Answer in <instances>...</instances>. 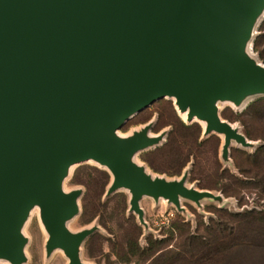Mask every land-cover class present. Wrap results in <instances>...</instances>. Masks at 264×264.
Returning a JSON list of instances; mask_svg holds the SVG:
<instances>
[{"label":"water","instance_id":"water-1","mask_svg":"<svg viewBox=\"0 0 264 264\" xmlns=\"http://www.w3.org/2000/svg\"><path fill=\"white\" fill-rule=\"evenodd\" d=\"M264 0H0V260L22 264L17 225L41 203L49 249L83 264L69 232L78 190L62 194L64 168L94 157L127 188L142 217L147 195L175 204L210 191L151 176L128 155L156 144L147 128L114 137L129 118L160 98L177 97L208 123L205 133L251 147L218 116L216 100L239 105L264 91V64L247 46ZM241 48L246 53H239ZM221 119H220V118ZM106 168V167H105Z\"/></svg>","mask_w":264,"mask_h":264},{"label":"rangeland","instance_id":"rangeland-1","mask_svg":"<svg viewBox=\"0 0 264 264\" xmlns=\"http://www.w3.org/2000/svg\"><path fill=\"white\" fill-rule=\"evenodd\" d=\"M247 51L254 62L264 64V14L254 25ZM219 113L253 145L232 141L225 155L223 135L205 133L201 123L186 121L166 97L137 112L119 131L130 137L146 127L148 137L163 135L139 151L135 162L151 176L183 178L187 187L220 199L181 197L175 204L147 195L138 203L140 218L132 210L129 189L109 191L113 175L107 168L93 162L74 167L65 189L79 191V213L67 227L73 235L88 231L78 248L81 263L179 264L171 261L180 250L186 255L182 264H264V223L238 216L252 209L264 212V91L246 94L239 105L221 103ZM211 227L222 228L223 243L235 247L210 258L206 248L190 246L196 235L208 241ZM24 234L28 245L22 264H71L61 248L49 249V234L38 215L30 218Z\"/></svg>","mask_w":264,"mask_h":264},{"label":"bare ground","instance_id":"bare-ground-1","mask_svg":"<svg viewBox=\"0 0 264 264\" xmlns=\"http://www.w3.org/2000/svg\"><path fill=\"white\" fill-rule=\"evenodd\" d=\"M262 12L264 13V7H262ZM246 53L242 48H241V50L239 51V53L241 54V53ZM171 98L173 99V101H174V105H175V108H176V111L178 112V114L183 118V119H187V116H188V111H189V109L187 108V109H181L180 108V106H179V104H178V102H177V97L175 96V95H172L171 96ZM229 102H231V101H229V100H224V103H229ZM215 105L218 107V109L220 108V103L218 102V99L216 100V102H215ZM218 116H219V112H218ZM220 118V117H219ZM221 119V118H220ZM191 121H197V122H199V123H201L202 125H203V127H205L206 126V124L208 123V121L205 119V118H201V117H199L198 115H194V116H192V118H191ZM114 137L115 138H117V139H119V137H121V138H127V136L126 135H122L121 133H120V131H119V129H117L115 132H114ZM137 151V150H136ZM133 152V153H131V154H129L128 155V159L130 160V159H132V160H134V161H138V158H137V152ZM83 162H87V163H89V162H93V163H96V164H98V165H100V166H103V167H108L106 164H102L99 160H97V159H95L94 157H89V158H87V159H85ZM79 163H81V161H78V162H75V163H73V164H70V165H68V166H66L65 168H64V173H63V175H62V177L60 178V180H59V189H60V192L62 193V194H65V193H67L68 191H66V189H65V183H66V181L69 179V177H70V175L72 174V171H73V169H74V167L77 165V164H79ZM78 201H79V198H77L76 199V203L79 205V203H78ZM42 211H43V209H42V205H41V203H36L34 206H32L28 211H27V213H26V216L21 220V222L17 225V231H18V233L20 234V236L22 237V242H21V244H20V246H19V253H20V255L24 258V261H26V248H27V245H28V238L25 236V234H24V228H25V226H26V224L28 223V221L30 220V218L34 215V214H36V215H38V218H39V220H40V222H41V225H42V228L43 229H45V226H44V223L42 222V219H41V214H42ZM77 214H74L73 216H71L70 218H68L67 220H66V226L67 225H69L70 224V222L73 220V218L76 216ZM46 230V229H45ZM62 246L61 245H58L56 248H61ZM62 249V248H61ZM4 259L5 260H0V264H14L13 263V261L11 260V259H9V258H6V257H4ZM23 261V262H24Z\"/></svg>","mask_w":264,"mask_h":264},{"label":"trees","instance_id":"trees-1","mask_svg":"<svg viewBox=\"0 0 264 264\" xmlns=\"http://www.w3.org/2000/svg\"><path fill=\"white\" fill-rule=\"evenodd\" d=\"M261 149H259V150H261ZM244 215H248L249 218L252 219L255 222L257 221V222H260V223H264V212H261V211L259 212V211H256V210L252 209V210H250L248 212H245L243 214H240V215L238 214V216H244ZM222 233H223L222 232V228H220V227L212 228L211 227V230L208 231V235H209L208 241H207V237H203L201 235H196V236L192 237L193 240L190 242V244H191L190 246L194 245L197 248L202 249V250H204L206 248L207 249V253L211 254V255H209V257L213 258V255L217 256L214 253H225V250H227L228 248L232 249V248L235 247L234 244L232 245V247H227V245H225L223 243V241H222V237H223ZM194 249H195V247L193 248V250L192 249L189 250L192 255L194 253ZM149 250H151V247H146L145 251H149ZM172 257L173 258H172L171 263L177 262L179 264H182V262L186 258V255H185L184 251L178 250L177 252H175L173 254ZM166 262H167V264H169L168 261H166Z\"/></svg>","mask_w":264,"mask_h":264}]
</instances>
